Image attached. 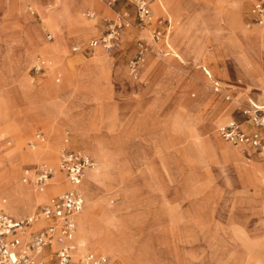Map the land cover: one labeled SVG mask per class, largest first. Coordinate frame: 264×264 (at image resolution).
<instances>
[{
	"label": "rangeland",
	"instance_id": "rangeland-1",
	"mask_svg": "<svg viewBox=\"0 0 264 264\" xmlns=\"http://www.w3.org/2000/svg\"><path fill=\"white\" fill-rule=\"evenodd\" d=\"M138 1L114 0L109 6L108 0H76L73 7L80 23L74 25L62 18L65 0H0V163L7 150L16 153L9 163L39 153L40 161L15 163L20 188L32 196L40 192L34 183L24 185L25 170L35 164L55 169L51 184L40 193L48 199L34 204V215L37 206L58 193L50 194L51 185L65 182L56 172L57 160L63 149H70L65 138L76 127L82 146L78 148L96 162L89 172H97L103 159L111 176L99 188L100 206L94 216L100 219L104 208L114 212L118 229L114 257L87 245L89 250L106 255L111 264H125L122 259L128 253L127 264H264V184L258 181L264 174V143L252 158L247 157L249 147L227 143L219 134L231 121L249 126L242 111L250 103L264 105V37H259L264 24L249 22L253 0H156L148 7L145 25L138 18ZM44 14L55 22L46 24ZM118 18L120 29L112 47L106 51L98 44L95 50L106 63L99 69L108 74L109 98L76 105L68 95L72 102L64 105L81 117L97 115V124L56 113L49 77L57 88L66 85L70 71L67 68L63 77L62 65L64 59L74 60L78 68L72 89L82 88L92 69L86 71V62L94 54L80 51L88 49L91 40L107 36ZM76 46L81 49L73 52ZM144 46V61L134 72L132 63ZM208 53L215 55L214 61L206 62ZM243 55L247 62L234 59ZM36 56L49 66L51 61L52 67L32 71ZM215 83L219 93L214 92ZM211 102L218 104L208 114ZM228 107L229 116L215 120ZM33 116L44 121L48 137L41 125L27 132L30 123L25 122ZM85 128L97 136L98 148L91 138H83ZM37 131L44 141L29 149L27 141L36 143ZM214 134L230 149L241 150L246 163L228 162L209 148L216 146ZM10 138L16 144L7 148ZM50 142L57 146L54 163L41 157V147ZM1 182L0 173V197L7 199L4 207L10 214V198Z\"/></svg>",
	"mask_w": 264,
	"mask_h": 264
},
{
	"label": "built area",
	"instance_id": "built-area-1",
	"mask_svg": "<svg viewBox=\"0 0 264 264\" xmlns=\"http://www.w3.org/2000/svg\"><path fill=\"white\" fill-rule=\"evenodd\" d=\"M112 6L114 0H108ZM139 21L145 25L149 17L148 7L143 0L138 1L136 6ZM253 20L251 24H264V4L255 3L250 11ZM248 24V27L251 25ZM120 29V19L109 26L108 34L102 39L92 41L88 48L102 44L106 50L112 47L114 36ZM81 47H73L72 51L77 52ZM147 49L140 47L139 54L132 63V68H139L143 63V56ZM49 62L37 58L32 65L34 72L44 71ZM138 66V67H137ZM220 86L215 83L214 92H220ZM227 100L229 98H226ZM245 122L255 129L252 134H246L236 121H231L219 129L221 138L234 146L245 145L259 151L262 149L264 139V106L250 105L242 111ZM37 142H43L41 134L35 135ZM30 146L35 142H30ZM58 169L65 174L69 189L53 196L48 202L42 205L34 215L27 218H12L2 211L6 200L0 197V264H72L73 248L67 241L76 231V219L84 208V198L78 190L84 175L89 169L96 166L87 154L80 150L63 149L58 156ZM32 171L26 170L23 176V183L30 180ZM54 175L52 167L47 164H39L33 169V182L40 191L46 188L48 180ZM45 223L44 226L34 230L37 223ZM54 247L53 252L45 255V251ZM79 247H83L82 244ZM81 264H107L104 257H98L88 253L81 259Z\"/></svg>",
	"mask_w": 264,
	"mask_h": 264
},
{
	"label": "bare ground",
	"instance_id": "bare-ground-1",
	"mask_svg": "<svg viewBox=\"0 0 264 264\" xmlns=\"http://www.w3.org/2000/svg\"><path fill=\"white\" fill-rule=\"evenodd\" d=\"M32 1H35V0H32ZM71 1H72V3H71ZM75 1L76 0H65L66 8L62 12V18H68L71 21V23L74 25L80 23L79 18H78V11L73 7V4ZM69 3H71V4H69ZM43 19H44L45 23L48 25L52 24L53 21L55 22V20H56V19L54 20L53 17L49 16L48 14L47 15L44 14ZM30 32L31 31H26L25 35L27 37L31 36L32 33H30ZM259 34L258 35H259L260 39L263 40L264 30ZM60 38L58 41L61 40ZM165 38L166 37L164 36V39ZM29 41L30 42L32 41L31 37H30ZM30 42H29L28 47L32 46ZM106 51H108V50H106ZM245 56L246 55H243L242 57H236L234 59L243 61ZM214 59H215L214 54L208 53V55L206 56V62H207V60L208 61L209 60L214 61ZM62 67H63V70H62L61 74L63 75V77L66 78L68 66L66 64H64V65H62ZM204 70L206 72L205 74H206L207 79L211 81L212 76H211L210 72L205 67H204ZM260 97L264 98V89L262 90ZM217 104L218 103H212L211 102L209 104L210 107H208L206 110V113L208 111V114H210L214 109H216ZM250 104L255 105L254 103H250ZM261 106H264V105H261ZM261 106H259V107H261ZM230 109H231L230 107L223 108L215 120L223 119V118H226L227 116H229ZM69 119H71V118H69ZM76 125H77V123H76ZM212 125H213V123L211 125H209L210 128ZM214 130L215 129L212 128V129H210V132L212 131V134H213V133H215ZM79 133H80V131L79 130L77 131L76 127H75L73 134H76L78 136V135H80ZM82 136H83V138H85V141H87V142H89V139L91 138L93 140V142H92L93 146L96 145L95 147L98 148L99 144H98V142L97 143L95 142L96 141L95 139L97 138V136L96 135L92 136L90 131H89V128L88 129L85 128L83 130ZM213 138H214V143L216 144V146L218 148V151L221 152L222 155H225L227 157L225 160H228V162H237L239 164L246 163V161L241 160L242 159L240 157L241 150L235 151V150L230 149L224 143L219 141V139L216 137L215 134L213 135ZM69 141H70L69 137L65 138L64 143L66 144L65 145L66 148H69ZM51 145H53V146H51ZM56 148H57V146L54 145L53 142L52 143L50 142V146L49 145H46V146L43 145L40 149V151L42 152L41 157L54 163L55 162L54 161L55 156L57 154ZM82 152L87 154L85 151H82ZM14 154H16L14 151L7 150L4 154V157H3L4 161L0 163V173H1V181H2L1 182V186H2L1 188L4 189L9 195L10 203L7 205V210L10 214L18 215V214L25 213V214H27V216L31 217L33 215L32 209H33L34 204H41L43 202H46L48 197L40 194L44 191V189L42 191L37 189L40 193H38V195L32 196L30 191H28L27 189H25L23 187L20 188L19 182L17 180L19 178L18 176H19V172H20L18 165H20L22 162H26V161H34V160L40 161L39 153H37L36 155H27V156L21 157V158L18 156V158L15 161H10V163H9L8 161L12 158V156ZM99 160H100V168L98 169V171L97 172H89V171L86 172L84 175L83 181L81 182V184L79 186V191H80L81 195H82V193H84L87 200H86L84 214L78 220V223H77L76 240L84 242L86 244V246L89 245L93 248H100L104 252L110 253L114 257L115 251L111 250V249L113 247V242H114L113 240L115 238L114 237L115 233L118 232V229L115 228L116 216H115L114 212H112L108 209H105V208L102 211V216L100 219L98 217L94 216L97 207L100 206V201L98 198L99 197V190H100L99 188L102 185L106 186L109 183V177L111 179V176H109L110 173L107 169L105 161L103 159H99ZM17 161H18V165H17L18 174H17V168L15 169V163H17ZM7 163H9V164H7ZM261 169L264 173V166H261ZM53 171H54V175H55V169ZM54 175H53V177H54ZM51 179H49V180H51ZM49 180L47 183L48 187H49V184H51V183H49ZM258 181L260 182V184H262V182L264 184V174H263V177L261 178V180H258ZM65 185H66L65 182H61V181L56 180V182H54V184L51 185L52 188L49 191L50 194L58 192L61 188H64ZM87 213L90 214V216H86ZM118 255H119V253H117V256ZM129 259H130V254L128 253L125 256H123L122 261L125 264H127V262H129L128 261Z\"/></svg>",
	"mask_w": 264,
	"mask_h": 264
},
{
	"label": "crops",
	"instance_id": "crops-1",
	"mask_svg": "<svg viewBox=\"0 0 264 264\" xmlns=\"http://www.w3.org/2000/svg\"><path fill=\"white\" fill-rule=\"evenodd\" d=\"M143 1H145V3H146V5H147V7H150L151 6V8H152V5L156 2V0H143ZM152 2V3H151ZM257 2H261L262 4H264V0H253V2H252V6L255 4V3H257ZM71 3H72V1H71ZM70 3V4H71ZM151 3V4H150ZM251 6V7H252ZM152 11H153V9H152ZM153 13L154 14H156L154 11H153ZM158 14H161V13H158ZM252 20H253V17H252V15H251V13H250V18H249V22L250 23H252ZM249 23V24H250ZM64 27V26H63ZM60 28V27H59ZM63 29V28H62ZM167 36H168V32H167V34L165 35V37L167 38ZM166 38L164 39V41L166 40ZM91 41H95V40H91ZM97 49V46L96 47H93V48H88V49H84L83 51H80V52H82V53H84L85 55H93L94 54V56L90 59V61H88V63L86 62V71H88L89 72V70L87 69L88 68V66H90L92 69H91V72H89L90 73V78L88 79V80H85L86 82L84 83V85L82 86V88H80V89H78V90H73L72 89V82H73V74H74V72L76 71V69L75 68H78L77 66H76V62L74 61V60H72V61H65V59H64V62L67 64V66H68V69H69V71H70V75H68L69 76V80H68V82H67V84L66 85H64L63 87H61V88H57L56 86H55V84L54 83H52V78L53 77H49V85L52 87V95H53V99H54V104H55V109H57V111H56V113H59V112H61L62 114H64V115H68V116H72V117H78V118H80L81 120H84V121H86V122H91L92 124H97V118H96V116L97 115H95V117H94V115L92 116V115H88L87 117H81L80 115H76L75 113H73L72 111H71V109H67L64 105L66 104V102L68 103V104H70L71 102H70V100L68 101V95L69 96H71L74 100H75V102H74V104L76 103V105H84V104H88V103H90L91 104V101L94 99H96V101L97 102H99L100 100H104V99H108L109 98V93H110V90H109V86H108V77H107V73H102V71H101V69H99V67L100 66H102L103 64L105 65L106 63H101L103 60L98 56L99 55V53H100V51H99V49L97 50V52L95 53V50ZM44 57H46V56H44ZM37 58H42V57H40V56H36L35 57V59H37ZM42 59H44V58H42ZM50 59V58H49ZM45 60V59H44ZM35 61V60H34ZM47 61V60H46ZM109 61V60H108ZM33 62V61H32ZM241 62H247V61H241ZM85 63V62H84ZM82 64V63H81ZM81 64H78V66H80ZM239 64H241V63H239ZM52 62L50 61V66L47 68V69H45L44 71H48V69H50L52 66ZM70 65V66H69ZM43 71V72H44ZM85 71V72H86ZM57 73V72H56ZM46 78V77H45ZM43 81V80H42ZM42 81H40L41 83H42ZM57 82H59V81H57ZM63 83H64V79H63ZM62 83V84H63ZM61 84V85H62ZM70 102V103H69ZM93 102V101H92ZM96 118V119H95ZM62 120V119H61ZM63 121V120H62ZM61 121V122H62ZM25 122V121H24ZM26 124L27 123H30V130L29 131H27V132H31V131H33L34 129H35V126L36 125H41V126H43V131H44V133H45V130H44V121L42 122L41 121V119L40 118H38V117H35V116H33V117H29V119L25 122ZM242 129L244 130V132L246 133V134H252L253 132H255V129H253L252 127H250V126H243L242 127ZM26 132V133H27ZM25 134V133H24ZM36 134H41L42 136H43V134H42V132L41 131H37V133ZM35 134V135H36ZM70 134V136L71 137H69L70 138V141H69V148H70V150H78V149H82V148H78V147H80L81 146V144L79 143V136H77L76 134H73V133H69ZM35 135H34V137H35ZM45 135L47 136V134L45 133ZM22 136V135H21ZM48 137V136H47ZM11 140V141H10ZM10 140L9 141H7L6 142V147L7 148H12V147H14L15 146V144H16V142H15V140L14 139H11L10 138ZM44 141V140H43ZM30 142H35V141H32V140H29V141H27V146H28V148L29 147H31L30 145H29V143ZM262 142L264 143V140H262ZM41 143H43V142H36L35 144H41ZM82 147V146H81ZM209 148H211L213 151H217L218 152V148H217V146H215V147H213V146H211V147H209ZM30 149V148H29ZM249 149H251V151H250V153L251 154H249V155H247V157H256L255 155L257 154V150H255V149H252V148H250L249 147ZM0 152H1V148H0ZM87 155H89V154H87ZM93 155H89V157L91 158V159H93V161L95 162V159L92 157ZM57 162H58V160H57ZM37 165H39V164H35V165H33V166H31L30 168H28V169H26V170H31L32 171V175H33V169L37 166ZM25 170V171H26ZM91 170H93V169H89V170H87V172L88 171H91ZM56 172L58 173V174H60L61 175V177H62V179L65 181V183H66V186L64 187V188H61L59 191H58V193L56 194V195H58V194H60V193H62V192H64V191H66V190H68L69 189V184L67 183V181H66V177H65V174L63 173V172H61L59 169H58V166H57V168H56ZM31 175V177H30V180H29V182H27V183H24V185H26V186H32L33 185V176ZM78 190H79V187H78ZM80 192V191H79ZM56 195H54V196H56ZM53 197V196H52ZM52 197H50V198H52ZM49 198V199H50ZM44 204H46V203H44ZM44 204H42V205H44ZM42 205H39V206H37V208H36V211H37V209H39ZM5 205H3L2 206V211L5 213V214H7V215H9L10 217H12V218H16V219H19V218H17V217H14V216H12V215H10V214H8L6 211H5V207H4ZM84 210H85V200H84V208H83V210H82V212L77 216V219H76V228H77V222H78V220L83 216V214H84ZM35 211V212H36ZM35 214V213H34ZM45 225V223H42V222H39V223H37L36 225H35V227H34V230H36V229H39L40 227H42V226H44ZM67 243L73 248V250H72V264H81V259L83 258V256H85L86 254H88V253H92V254H94V255H96V256H98V257H104L105 259H106V261H107V264H111L110 263V260L108 259V257L106 256V255H104V254H102L101 252H94V251H91V250H89L88 248H87V246H86V244L84 243V242H82V241H77L76 240V231H75V233H74V235L67 241ZM79 244H82L83 245V247H79ZM53 250H54V247H52V248H50V249H47L45 252V255L46 256H48L49 255V253H51V252H53Z\"/></svg>",
	"mask_w": 264,
	"mask_h": 264
}]
</instances>
